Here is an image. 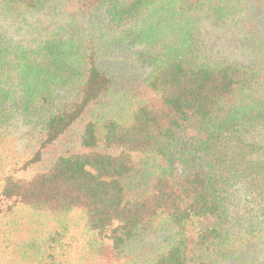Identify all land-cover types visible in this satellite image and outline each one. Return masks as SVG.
Returning a JSON list of instances; mask_svg holds the SVG:
<instances>
[{"label":"trees","instance_id":"16d2710c","mask_svg":"<svg viewBox=\"0 0 264 264\" xmlns=\"http://www.w3.org/2000/svg\"><path fill=\"white\" fill-rule=\"evenodd\" d=\"M73 217L77 264H264V0H0V264H65Z\"/></svg>","mask_w":264,"mask_h":264},{"label":"rangeland","instance_id":"374dc122","mask_svg":"<svg viewBox=\"0 0 264 264\" xmlns=\"http://www.w3.org/2000/svg\"><path fill=\"white\" fill-rule=\"evenodd\" d=\"M7 25V24H6ZM86 26V25H85ZM83 26V27H85ZM8 32L13 35L14 38L17 40L22 37L20 33H15L13 29L11 30L9 28ZM217 34H220V32L217 30ZM135 49H133L134 51ZM216 50H220L222 55L224 56H232L237 57L240 56L241 50L230 46V44H220L218 43L217 46L214 47V52ZM102 59H105V61L108 63V69L109 71H112L113 73L117 74H124L125 76L132 75L133 73L140 72L142 67L138 65V63H134L133 59L135 56L132 54V50L129 49L127 51H120L119 49H112L110 46L104 47L102 50ZM213 52V53H214ZM25 131V128L23 127L21 129V132ZM196 134V130L193 127L187 128L185 133L183 134L182 138H191L193 135ZM15 137H18V133L13 136V139L11 140L12 145L16 143V145L23 146L20 144L19 140L16 141ZM25 139H20L21 141H27L28 137H24ZM185 140V139H184ZM204 223L209 224V220L204 221ZM202 225H197L196 223L194 225L189 226V233L191 236L196 235L197 231ZM27 232V225H21L19 227L18 233L12 234L10 238H13L14 240L18 241L20 239H24L26 237ZM160 239V237H151L146 240H143L140 242L138 248L145 247V250L149 251L152 246L156 244V242ZM64 243L68 245L69 247L67 250V253L65 255V258L67 262L65 264H77L78 258L82 253L84 252L85 248V242H86V235L84 233V228L82 221L79 217L74 218L73 217V224L70 226L69 231L67 233V236L64 238ZM0 257L2 258V254L0 253Z\"/></svg>","mask_w":264,"mask_h":264}]
</instances>
